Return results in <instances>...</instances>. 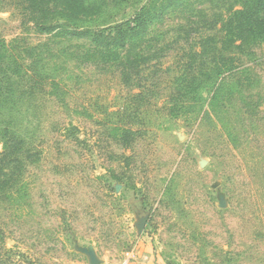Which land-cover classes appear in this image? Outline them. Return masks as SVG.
<instances>
[{"label":"rangeland","instance_id":"obj_1","mask_svg":"<svg viewBox=\"0 0 264 264\" xmlns=\"http://www.w3.org/2000/svg\"><path fill=\"white\" fill-rule=\"evenodd\" d=\"M243 2L110 9L170 6L134 43L156 57L130 65L0 0V152L31 155L0 195V264H264V40L232 42Z\"/></svg>","mask_w":264,"mask_h":264},{"label":"trees","instance_id":"obj_2","mask_svg":"<svg viewBox=\"0 0 264 264\" xmlns=\"http://www.w3.org/2000/svg\"><path fill=\"white\" fill-rule=\"evenodd\" d=\"M18 1L20 6L22 4L23 14L30 17L39 29L50 33L57 32L64 36H81L94 48L126 50L125 57L130 65H137L141 60L147 62L155 56L151 54L148 57L151 52H145V47L142 46L144 40L140 41L143 43L142 45H139L140 43L134 45V43L144 38L152 25L164 19L163 14L168 6L162 5L159 9H154L155 7L144 5L133 17L118 22L114 20L115 13L111 10L128 4V0ZM242 4V7L238 8L231 16L229 33L234 37L232 42H240L239 48L244 49L248 48L254 40H264V0H244ZM109 11H111V17L105 19L104 16L107 14L104 15V13ZM98 20L104 21L99 23ZM202 54V52L196 51L193 55L195 62L197 61L196 57H200ZM220 66L216 67L209 76L206 75L204 80L193 77L185 84L186 89L198 91L203 82L211 81L213 83L214 77L220 76L224 80L226 76L239 70L231 63H224ZM214 86L213 97L215 99L217 92L220 91L221 82L214 80ZM178 100L181 101L180 108H183L182 103L185 101L183 95ZM178 104L179 102H176V105ZM211 105V101L205 105L206 112L211 108ZM126 133H132V130H127ZM22 142L16 138L8 139L4 151L0 152V195L13 185L17 170L22 165V158H31L29 154L21 156L19 147ZM26 149L28 153H31L29 148L26 147Z\"/></svg>","mask_w":264,"mask_h":264},{"label":"built area","instance_id":"obj_3","mask_svg":"<svg viewBox=\"0 0 264 264\" xmlns=\"http://www.w3.org/2000/svg\"><path fill=\"white\" fill-rule=\"evenodd\" d=\"M122 264H131L129 261H124Z\"/></svg>","mask_w":264,"mask_h":264}]
</instances>
